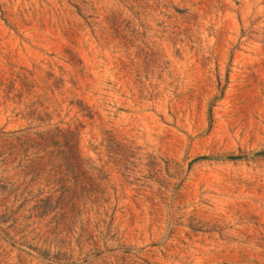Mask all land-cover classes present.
I'll list each match as a JSON object with an SVG mask.
<instances>
[{
  "label": "rangeland",
  "instance_id": "1",
  "mask_svg": "<svg viewBox=\"0 0 264 264\" xmlns=\"http://www.w3.org/2000/svg\"><path fill=\"white\" fill-rule=\"evenodd\" d=\"M0 264H264V0H0Z\"/></svg>",
  "mask_w": 264,
  "mask_h": 264
}]
</instances>
